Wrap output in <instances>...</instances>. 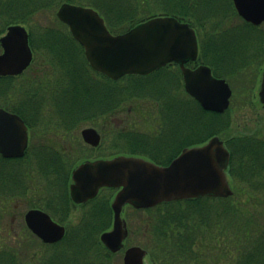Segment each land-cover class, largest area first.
Segmentation results:
<instances>
[{"label":"trees","instance_id":"trees-1","mask_svg":"<svg viewBox=\"0 0 264 264\" xmlns=\"http://www.w3.org/2000/svg\"><path fill=\"white\" fill-rule=\"evenodd\" d=\"M64 3L96 9L114 34L124 33L156 16H174L188 22L199 35L201 44L199 62L211 66L215 76L226 78L230 84H233V80H240V76L246 71L249 72V65L256 57L264 61V41L262 40L264 30L240 18L232 0H164V3L162 0H0V37L9 26L24 24L30 31L31 45L35 51V47H39L32 30L34 16L48 10L54 11ZM190 7H195L197 10L194 11ZM237 19L241 20V24L232 28L230 25ZM59 24L64 26L66 31L52 37H49L51 34L49 33V36L43 38L40 44L46 53H50L54 59H57L58 66L63 69L62 72H65L64 75L67 78L62 73L58 74L62 75V78L57 79L51 89L45 87L47 82L41 79L44 74L47 77V73L41 75L28 73L25 75L27 76V79H24L25 82L21 83H18L21 78H0V97L11 96V92L18 96L20 107L16 112L22 115L32 130L35 129L33 140L41 141L40 137L44 136V133L42 130L36 131L35 125L29 118L38 117L44 104L49 113L47 118L50 119L53 114L49 112V109L54 111L56 108V113L54 112L56 116L66 119L65 122H77L81 121L79 119L81 115L75 119H68V116L77 114V106L82 107L84 112V107L92 110L85 113H93V117L105 116L107 105L113 103L111 102L113 86L118 87L116 90L118 89L119 93L117 99L119 111L125 110L126 102L130 99L147 98L157 101L161 116L167 117L169 123L167 126L174 123L171 129L168 127L169 131L182 133L184 145H200L214 136H219L225 141L231 152L227 172L235 193L229 198L187 199L163 203L150 209L134 210L147 217L146 230L142 228L141 232L139 228L135 231L142 236L143 243L139 246L147 251L146 261L148 259L150 264H264V209L262 210L264 203L262 204L261 201V196H264V128H256L253 134L241 132L232 135L230 127L233 108L230 107L224 114L204 110L186 93L182 74L178 68L174 71L162 68L150 76L130 75L118 81L108 80L97 73L102 78L99 81L92 80L90 73L96 72L86 60L84 48L72 37L67 25L61 22ZM237 30L243 37L246 31L251 38L248 44L240 45L235 51L233 50L230 57L236 60L243 58L244 56L238 57L239 54H243L244 62H234L232 66L218 65L219 57L217 54L215 57V53L224 45L215 39L236 35V32L231 33ZM39 63L36 58L31 68L44 69ZM260 73L261 69L257 71L258 78ZM169 75L174 76L175 79ZM158 78L162 82L159 80L155 82L154 79ZM170 86L176 88L175 92H171ZM247 89V85L241 86L239 91L234 93L233 100L247 94ZM249 90L251 98L248 102L251 103V100H254L253 88L250 87ZM54 95L55 98H53ZM61 107L68 108V115L64 113L65 116H63L60 112ZM96 107L100 110H96ZM43 122L37 125L39 129L44 127ZM123 123L128 124V121ZM125 127L127 125L119 129V131L122 130L120 135L126 140L127 147L129 148V145V149L132 147L131 153H136L137 150L133 146L137 142L131 144L133 132L125 130ZM190 134L203 136L193 138L189 136ZM43 143L38 153L35 152L36 154L33 155L34 147L27 156L18 160L19 163H23L32 156L33 161H29L31 164L35 163L32 174H29L32 170L30 166L7 169L5 164L12 161L0 157V264H34V261H39L37 253H31L33 242H39L41 247L61 248L42 257L41 264H113L116 254L111 253L100 243V240L101 251L96 254L95 261H90L89 258L85 261L77 260L76 257L80 255V252H77L84 242H88L90 238L88 235L92 232L83 237L76 231L75 239L70 241L72 231H67L65 238L53 245L42 243L26 224L22 225L24 239L19 240V235L15 234L12 226L15 215L11 216L8 212L10 206L22 197L28 200L30 209L41 208L52 216H57L53 210L56 205L51 204L50 196L47 197L48 203L42 194L29 197V195L37 194L31 185L35 175L47 182L48 193L53 186L51 180L59 182L65 189L62 203L67 206L73 204L66 194L70 166L55 168L52 165L51 156L46 151L47 143L44 141ZM60 164L64 163L60 162ZM96 208L91 210L94 211L89 216L92 218H88L86 225L82 228H92L91 231L97 230L102 233L109 229L110 225L103 217L94 220L98 216ZM98 209H102L100 204ZM59 221L63 222L60 219ZM30 236L34 239L32 240Z\"/></svg>","mask_w":264,"mask_h":264},{"label":"water","instance_id":"water-1","mask_svg":"<svg viewBox=\"0 0 264 264\" xmlns=\"http://www.w3.org/2000/svg\"><path fill=\"white\" fill-rule=\"evenodd\" d=\"M239 14L248 22H264V0H233ZM75 40L85 50L91 67L113 80L126 75H148L170 62H177L184 76L185 89L206 111L225 113L233 91L225 79L216 78L210 67L195 70L186 67L196 60L199 45L196 31L188 23L172 16H158L144 21L123 34H113L104 18L91 7L64 3L57 11ZM0 77L19 75L33 60L29 32L22 25H12L0 38ZM259 98L264 105V72ZM87 142L98 144L94 129L84 131ZM28 127L23 119L0 108V154L6 158L23 157L28 146ZM231 154L218 136L206 144L185 149L168 166H158L138 157L119 156L110 160L87 161L73 172L70 186L75 203L95 198L102 188H115L112 208L113 228L101 235L105 247L117 253L129 236L123 211L127 205L149 209L165 202L195 198H229L234 195L227 170ZM29 229L45 244L63 240L66 229L41 209L25 215ZM146 251L129 247L124 264H145Z\"/></svg>","mask_w":264,"mask_h":264},{"label":"rangeland","instance_id":"rangeland-1","mask_svg":"<svg viewBox=\"0 0 264 264\" xmlns=\"http://www.w3.org/2000/svg\"><path fill=\"white\" fill-rule=\"evenodd\" d=\"M162 1L164 3V0H162ZM190 8L194 9V11L197 10V8H195V7H190ZM58 9L59 8H56L54 11L48 10L46 12H42V13L35 15L34 16V23L32 24V30H33V33L35 34L34 37H36V43L38 44V47H39V48L35 47V60L37 58V62L38 61L40 62L39 65L41 67L43 66L42 68H44L42 70H46L44 72H38V73L34 72V73H36L37 75L47 73L49 77L48 76L46 77V75L44 74V77H42L41 79H43L44 81L47 82V85H45V87L50 88V89L53 87V82H54V80H56V78L59 80L62 78V76H54L56 73L60 72V73H62V75L65 78H67V76L64 75L65 72H62L63 69L60 68V66H58L59 62L57 61V59L56 58L54 59L50 55V53H46L45 49L41 46L42 44H40V42L43 38H47L49 35H50L49 37H52L55 34L63 33L66 31L65 27L62 26L61 24H59L60 21L57 20L58 18L56 16V12ZM198 11L200 14L201 10L199 9ZM240 22H241V20L237 19L235 21L236 24H231L230 26H232V28H234L238 24H241ZM229 23H232V22H229ZM24 26H26V25H24ZM256 27L262 28V30H264V24H261L260 26H256ZM235 32H236V35H232L229 38L230 39L229 41L223 42L222 45H224V47L218 49L217 53H215V57H216V54L219 57L217 59L218 65L223 64L226 66L227 65L232 66V64H234V62H237V63L239 61L244 62L245 55L239 54L238 57H240V56L241 57L244 56V57L236 59V60H232V58L230 57L232 55L231 52L233 50L235 51L240 45L248 44L249 39L251 37H249L250 35H247L246 31H245L246 35L244 37L241 36L239 30L233 31L231 34H235ZM49 33H51V34H49ZM262 40L264 41V34H263ZM218 51H220L219 54H218ZM0 52H1V50H0ZM244 53L247 56V53L245 51H244ZM257 59H259V57H256V59H254V62H252L249 65L251 73H250V70H249V72L246 71L242 76H240V80H233V84H231L234 93L238 92L239 89L241 88V86L242 87H243V85L248 86L247 94L239 96L238 98H236V100H233L235 98V96H233V98L231 100V107L233 109L231 111L232 125L230 127V132L232 135L240 134L241 132L242 133H252V132H255L256 128H259V129L264 128V107L260 104L259 98H258V92H259V88L261 85V74L259 75V78L257 77V71H259L260 69L261 70L264 69V63H262L264 61L262 58H260L259 60H257ZM52 64L54 67L52 66ZM37 66H35V67H37ZM31 67H30V69H33ZM33 70H37V68H34ZM28 73H33V72H28ZM169 76L171 78L175 79L174 76H171V75H169ZM88 77H89V75H88ZM90 77H92V80H94V81H99V79L102 78L97 73H92V74L90 73ZM154 80H155V82L157 80L160 81V78L154 79ZM160 82H162V80ZM18 83H21V82H18ZM250 87L253 88V96H254V100L253 101L251 100V103L248 102V99L251 98L250 97L251 94H250V90H249ZM175 89L176 88L171 87V92H173V91L175 92ZM117 93H118V89H117ZM118 95H119V93H118ZM13 97H15V96L11 95V97H9L8 99L11 100V98H13ZM53 98H55V95ZM6 99H7V96H5V98H4V96L0 97V106L5 104L4 101H6ZM244 100H246L248 102V105H247V102L245 103ZM157 107H158L157 101L150 100L147 98L134 99V100L130 99L129 102H126V106L124 107L125 110H121L119 113V116H118L119 121L122 123L120 128L124 127V125H127V127H125V130H129V132H132L133 129H136V130H138L136 133L141 134V136L132 137L131 144L134 142H140L141 143V141L144 140V138H145V136H143L144 134H147V133L157 134L158 132L161 131L159 128L160 122H158V113L159 112H157ZM65 110H66V112H64ZM81 110H82V107L80 108V106H77L76 107V113L77 114L68 116V119H75L81 115V117H80L81 121L75 122V124H73L72 128L69 126L70 131L59 130L58 124H53V123L51 124L52 121L50 119H54V120H59V119H57L58 116H56L54 111H52L51 109H49V112H51V113L53 112V114L50 116V119L47 118L49 116V113L47 112V107L45 104H44V106L42 108V112H40L39 116L35 117L34 119L29 118V120L31 121V123H33L35 125L36 131L41 132V130H42V133H44L43 139H46V138L48 139L49 134H51L53 132H58V133L60 132L62 134L71 133L70 136L65 137V138H67V141H65V142H61L63 140H61L60 138L57 139L58 143H61V144L66 143V144L71 145L72 144L71 137H74L73 135H75V138H77V140L79 141V139L81 138L82 130H84L85 128L94 126L95 123L98 122L97 119L90 120L91 116H93V113H89V114L84 115V114H82ZM60 112H62L63 116H65L64 113L67 114V112H69V110L66 107H61ZM66 118H67V116H66ZM46 121H48V122H46ZM94 121H95V123H94ZM127 121H128V124L123 123V122H127ZM41 122H43L44 127H41V129H39L37 127V125H40ZM99 123L100 122H98V124ZM170 123H171V121H170ZM173 124H170V126H168V127L171 129L172 128L171 125H173ZM33 130H32V132L34 134L35 129H33ZM120 131H122V130H120ZM120 131H118V135L115 134L114 137L111 134H109V135H107V133L103 134L102 151L106 155L104 157H114L117 155H128V154L132 155V153H131L132 147H131V149H129L130 145H129V148L127 147V145H126L127 143L125 142L126 140L120 135ZM201 136H203V135H201ZM53 138H56V135H53L52 139ZM134 145H137V143H135ZM82 148L83 147H80V149H82ZM133 148L138 150V146L137 147L133 146ZM80 149H79V151H80ZM87 154L91 155V153H87ZM94 155H96V154H93V156ZM76 158L78 159V158H80V156L76 155ZM29 161H31V162L33 161L32 156H31V159L28 158L25 162L22 163V168L29 165L30 164ZM33 172H34V170H30L29 174H32ZM29 177H30V175H29ZM34 178L35 179L32 180L31 185L33 186V188H35V191L37 194L29 195V197L30 196L33 197L35 195L37 196V195L42 194L45 197V199H47V203H48L47 197L50 196L51 204L53 206L56 205L55 208L57 207L58 209H60V208L62 209V206H63L65 212L69 210L66 218H64V215H61V214H59V215L56 214L57 215L56 217L63 221L62 223L67 227V229H69V231L73 232V233L71 232L70 241H71V239L72 240L75 239L76 231L78 232V234L79 233L82 234L81 236H83V237H85L87 234L92 232L88 235L90 237L88 239V242L87 243L84 242L85 244L83 243V246H81V248L77 252V253L80 252V255L76 254V256L78 255L76 258L78 261L79 260L85 261V260H88V258L90 261H95L94 258L96 257V254L100 253V251H101L100 246H99V240H100V243H102V242H101V239H99V238L103 232L101 233V232H98L97 230H95L93 232V231H91L92 228H87V227L82 228V226L86 225L85 222L88 218H92L89 216H91L93 214L94 211H91V210L92 209L95 210V207H97L96 211H97L99 217L96 216L94 218V220H96V219L99 220L100 218L103 217L104 212L102 209H98V206L100 203H103V201L105 202L108 197H110V196L113 197L116 190H113V191L111 190V192H107V193L102 194V197H100V199L96 203L90 205V207L88 208V210H89L88 211L87 208H84L82 206L76 207L72 204H71V206L70 205L67 206V204L63 205V203H62L63 200L61 197H64V195L62 196V191L64 192V189L62 188V185L59 182L56 183L57 181L51 180L53 186H52L50 192L48 193L47 190L49 187H47L46 190L44 189L47 186L46 185L47 182H45L44 179H42L40 176H37ZM54 187H55V193L53 191ZM104 198H105V200H104ZM110 199L111 198H109V201H110ZM99 201H101V202L99 203ZM261 201L263 204L264 203V196H261ZM29 209L30 208L28 205V200L25 197H22L21 199H18L17 201H15L13 203V205L10 206V210L8 212L9 215H11V216L15 215V219H14L12 226L14 228L13 230H14L15 234L19 235V237H18L19 240L24 239V236H23L24 234L22 231V225L25 224V214L27 213V211ZM263 209L264 208H262V210ZM124 217L127 220L128 226L130 229V238H129V243H127V244L128 245H140V243H143L142 236L138 235L135 231L138 230L139 228H140L141 232H142V228H143V230H146L145 226H147V224H146L145 220H147V217H145L143 213L135 212L131 208L126 209ZM100 221H99V223H100ZM92 223L94 226H96L94 221H92ZM107 223H108V225H110V227H109V229H110L111 225H112L111 224L112 223V217H111V220ZM30 238L32 240L34 239L31 236H30ZM78 239L80 240L79 237H78ZM62 248H65V247H62ZM56 250H61V248L54 249V248L41 247L39 245V242H33V247L31 248V253H37V257L39 258V261L36 260L33 263L34 264H41L40 259L42 257H44L49 252H53ZM88 255H89V257H88ZM123 255H124L123 251L116 253V257L113 260V264H123ZM147 263L150 264L148 259H147Z\"/></svg>","mask_w":264,"mask_h":264},{"label":"flooded vegetation","instance_id":"flooded-vegetation-1","mask_svg":"<svg viewBox=\"0 0 264 264\" xmlns=\"http://www.w3.org/2000/svg\"><path fill=\"white\" fill-rule=\"evenodd\" d=\"M234 9L237 12V9H236L235 6H234ZM232 24H235V23H232ZM238 25H240V24H238ZM229 38L230 37H217L215 40L219 41L222 44L223 42L229 41L230 40ZM200 65H201V63L199 62V58L196 61L188 62L186 64V66L191 68V69H196ZM30 67L28 69H26L20 75L5 76V77L21 78L20 82H22V81H24V79H27V76H25V75L28 74V72H33V74H36L34 72H37V73L38 72H44V70H39V69L33 70V69H30ZM165 68L169 69L170 71L177 70V68H178L179 71L182 72L181 69H180V66L178 64L174 63V62L168 64L167 66H165ZM58 74H60V72L56 73L54 76H57ZM152 74H154V73H151L148 76H150ZM182 81H183V79H182ZM56 82H57V78H56V80H54L53 85H54V83L56 84ZM11 93H12L11 95H14L13 92H11ZM14 96L15 97L11 98V100L8 99L11 96H7L6 101H4L5 104H3V106H0V107L6 109L9 112L16 113V114H18V115H20L22 117L21 114L16 112L19 109V107H20V105H19L20 101L18 100V96H16V95H14ZM107 98H109V97L107 96ZM111 98H112L111 102H113V103L111 105H109V104L107 105V107H106V113L107 114L105 116L99 115L98 116L99 118L91 116L92 118L90 120L97 119L98 122H100V123L98 124V122L95 123V121H94V123H95L94 126H91V127H88V128H85L84 130H82L81 138L79 139V141L77 140V138H75V135H73L74 137H71V141H72L71 145L66 144V143L61 144V143L57 142L58 138L63 140L61 142L67 141V138H65V137L70 136L71 133L62 134L60 132L59 133L58 132H53V133H51L52 135L49 134V138L48 139L47 138L43 139L44 136H41L40 137L41 141L33 140L32 128L30 127V125L27 124L26 120L22 117L23 120L25 121L26 125L28 126V129H29L28 130L29 139H28L27 149L25 151L24 156L20 157V158H6V157H4L3 155L0 154V157H2L3 159L12 161V162H7L5 164V167L7 169L8 168H12V167H14L16 169L22 168V163H19L18 160L24 158L25 156H27L32 151V149L34 147H35V149L33 150V155L36 154L35 152L38 153L39 149L44 145V143H43V141H44L45 143H47L46 144L47 145V150L46 151L51 156L52 165L55 168H62V167L70 166L69 171H68L69 172V176H68V181H67L66 194L68 195V197L73 202L72 205H74L76 207L77 206H82L84 208H87V210H88L90 205L94 204V202H96L98 199H100V197H102V194L109 192L107 190H112L113 191V189L103 188V189L100 190L99 195H97L95 198L90 199L89 201H87L85 203H75L72 200V198H71L70 186L73 183V172L81 164H83V163H85L87 161H96V160H101V159H111V158H113V157H104L106 155L102 151V144H103V134H106V133H107V135L111 134L114 137L115 134L118 135V131L120 129V126L122 125V123L119 121V118H118L119 113H120L119 108H118V102H117L118 93H117L116 87H114V86L112 87ZM107 101H109V99H107ZM84 108H85L84 109L85 112L86 111L92 112V110H90L89 108H87V107H84ZM55 109L56 108H54V112L56 113ZM96 110H99L98 107H96ZM111 110H112V112H110ZM81 112L83 114H86L83 110H81ZM157 112H159L158 113V122H160L159 128H160L161 131L158 132L157 134H152V133L144 134L143 135V136H145L144 140H142L141 143L137 142L138 144L134 145L136 147L138 146V150L136 149L137 152L136 153H132V155L128 154V156L141 157V158H144L146 160L152 161V162H154L157 165L167 166L176 157H178L183 152L184 149L192 148V147L197 146V145H191V146L184 145V143H183L184 135L182 133L169 131L168 126H167L169 124L168 121H167V117L161 116V109L159 107V104H158V107H157ZM57 119H59V120L51 119V121H52L51 124L52 123L53 124H58L59 125V128H58L59 130H64V131L68 130V131H70L69 126L72 128L73 124H75V122L69 121V120H68L69 122H65L66 119H61L59 117ZM88 129H94L97 132V134L100 137V140H99L98 144L95 145L93 143H90V142L86 141V139L84 137V131L88 130ZM137 131L138 130L133 129V131H132L133 132V137L141 136V134H137L136 133ZM53 135H56V138L52 139ZM189 136L195 138V137H199L201 135H199V134H190ZM80 147H83V148L80 149ZM79 149H80V151H79ZM87 153H91V155H88ZM93 154H96V155L93 156ZM76 155L80 156V158L77 159ZM60 162H63L64 164H60ZM27 166H30L32 168V170L35 169V163H32V164L30 163ZM37 176L38 175H35L34 177H37ZM46 188L47 187H45L44 189H46ZM53 191L55 193V187L53 188ZM64 192H65V189H64ZM64 192L62 191V196L65 194ZM116 192H117V190H116ZM116 192H115V194H116ZM115 194H114V196H115ZM114 196L113 197L112 196L108 197L105 202L103 201L104 204L100 203L101 201H99L100 206L102 207V210L104 212V215H103L104 220L106 222H109L111 220V217H112L111 228H112L113 222H114V211H113V208H112V203H113ZM61 198L63 199L64 197H61ZM109 198H111L110 201H109ZM104 200H105V198H104ZM53 210H54L55 214L64 215L65 218H66V216L68 214V211H69L68 210L67 212H65L63 206H62V209L61 208L58 209L56 207V208H53ZM125 211H126V209H125ZM52 217L56 221L60 222L59 218H57L55 215H53ZM110 229H108V230H110ZM68 231H69V229H68ZM67 233L68 232H66V235H67ZM128 239L126 241V248L130 246V245L127 244V242L129 241ZM124 251L125 250H123V252Z\"/></svg>","mask_w":264,"mask_h":264}]
</instances>
